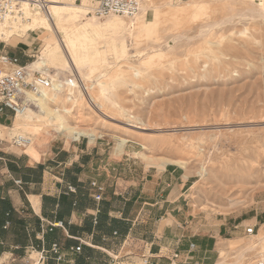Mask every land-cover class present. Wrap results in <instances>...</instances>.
<instances>
[{"label": "rangeland", "instance_id": "rangeland-1", "mask_svg": "<svg viewBox=\"0 0 264 264\" xmlns=\"http://www.w3.org/2000/svg\"><path fill=\"white\" fill-rule=\"evenodd\" d=\"M166 1L154 0L158 16L161 10L169 8ZM172 1L177 7H185L180 0ZM193 1L202 6L195 22L168 18L159 22L151 37L144 33L135 38L127 33V56L106 48L105 42L100 41L90 53V57L95 55L98 60L85 58L86 66L78 74L88 75L92 69L87 78L93 82V95L108 80L107 72L112 73L127 61L140 70V77H135L136 84L125 82L116 86L114 99L121 105L119 111L108 110L106 116L98 107L90 109L85 103L80 114L74 112L73 117L68 116L69 123L92 128L93 136L76 135L67 139L45 125L34 134L24 126L14 125L15 116L8 112V119L3 123L6 127L0 126V147L25 153L27 147L12 144L13 135L21 132L29 135L36 142L34 145L44 144L43 150L53 140L79 138L90 142L97 139L96 142L112 149L121 136L127 139V154L145 165L166 164L157 159L172 156L187 160L192 171L203 167L206 178L191 173L196 184V188L189 190L195 228L215 235L216 242L219 238L225 239L223 246L233 256L235 249L249 239L243 233L245 226L254 224L255 234L259 237L264 234V0ZM76 2L87 9L86 4L91 7L89 0L86 4L83 0ZM152 14L149 9L145 18ZM108 17L97 20L103 22ZM81 20V17L70 20V39H77L82 33L92 37L91 32L79 28ZM41 34L42 31L29 33L24 39L30 43L28 63L37 59L43 50L45 41L40 38ZM18 41L22 38H0V50L7 49L6 42ZM142 50L148 52L142 58L143 63L138 56ZM125 68L121 76L128 77L131 71ZM78 74L77 79L81 81ZM49 75L52 83L53 80H76L68 69L52 70ZM48 91L56 93V103L66 101L65 88L59 92ZM27 107L40 113L32 101ZM127 110L143 124L141 128L129 127ZM138 152L157 162L137 156ZM246 174H249L247 183L239 190L234 184ZM257 174L261 177L255 179ZM234 198L241 203L231 206L230 199ZM218 254L216 243L214 262ZM260 254H264V242L246 252L239 263H235V258H228L227 263L249 264ZM31 258L35 256L29 254L19 262L30 264Z\"/></svg>", "mask_w": 264, "mask_h": 264}, {"label": "crops", "instance_id": "crops-1", "mask_svg": "<svg viewBox=\"0 0 264 264\" xmlns=\"http://www.w3.org/2000/svg\"><path fill=\"white\" fill-rule=\"evenodd\" d=\"M4 45L0 57L28 63L30 43ZM96 140H53L34 156L0 147V264L37 258L52 243L62 258L40 264H109L110 255L120 264H213L216 236L195 228L189 200L195 175L173 163L145 165L126 150L116 155ZM93 180L104 187L100 201Z\"/></svg>", "mask_w": 264, "mask_h": 264}, {"label": "bare ground", "instance_id": "bare-ground-1", "mask_svg": "<svg viewBox=\"0 0 264 264\" xmlns=\"http://www.w3.org/2000/svg\"><path fill=\"white\" fill-rule=\"evenodd\" d=\"M83 1L86 4L87 0ZM16 2L18 5L16 6L17 8L15 7L16 12L7 13L4 19L0 21V38L10 40L12 37H18L22 38V41H24L23 37H25L27 32L35 33L42 31L40 38L45 40L43 50L37 59L27 64L28 68L32 71H39L47 75H49L52 70L59 71L68 69L75 75L76 80L65 79L63 82H56L53 80L52 86L49 88L50 90L54 92H59L62 88L67 90L66 101L59 104L56 103V93H49V89H42L40 94L27 92L26 99L34 102V105L39 107L40 113H36L28 107H23L16 112L14 125L24 126L30 129L34 134L39 133L43 129L42 125H45L46 128H50V130L54 131V134H63L67 139H73L76 135H94L92 128H82L69 123L67 121L68 116L73 117L75 115L74 112L80 114L85 103L90 109L98 107L100 112L106 116L108 110L119 111L121 105L118 103L117 99H114V90L116 86L125 82L136 84L135 77H140V70L130 65L129 61H127L126 64L118 66L112 73L111 71L107 72L106 76L108 80H106L105 84H100L98 86L97 95H93L91 91L93 82L90 78H87V76L89 77V74H91L92 69L90 68L88 75L85 74L84 76H80L78 72H81L82 67L86 66L84 65L86 64V57L87 60L91 58L93 61L98 60L95 55L90 57V53L96 50L100 41L105 42L106 48L110 47L114 49L116 53L127 56V47L125 45V36L127 33L135 38L142 36L144 33L147 37H151L154 30L159 26L160 21L163 22L168 18H172V20L176 22L186 19L188 22L192 23L196 21L197 14L202 8L200 3L193 0H180V2L185 4V7L181 8L177 7L178 5H174L172 0H168L165 3L168 4L169 8L161 10L158 16V9L156 5H154V0H141L139 13L134 18H128L127 20L122 16L111 15L105 21L99 22L95 15L88 14L90 10L89 4H86L88 7L87 9L82 3H77L76 0H16ZM32 2L33 7L30 6ZM149 9L153 11V14L146 19L145 16ZM78 17L82 19L79 23V28L82 31L91 32L92 37H88L84 33L80 34L77 39H70L68 37V32L71 29L70 20ZM44 32L50 33L46 34ZM153 51L155 52L156 50ZM147 53L148 52H144L143 50L138 52V56L141 57V63L145 62L143 56ZM81 62H84L83 65H80ZM125 67L128 68L127 70L131 71L128 77L121 76V70H124ZM77 74L81 78V81L77 79ZM76 91L77 93H75ZM128 110L125 115H127L126 118L131 122L128 124L129 127L132 126L135 129L141 128L143 124L138 121L136 116H132ZM134 120H136L135 123ZM0 126L6 127L4 125ZM14 135L30 138L29 135L22 132ZM119 138L120 139L114 146L116 155L124 152L125 143L127 142L125 137L120 136ZM35 143L36 142L30 138V143L25 146L27 147L25 152H28L31 156L35 155V150H40L44 145L42 143L34 145ZM136 155L153 163L157 162L140 152L136 153ZM157 160L160 163L178 164L183 168L185 172L184 176L193 172L201 176V178H206L207 176L203 167L194 171L190 170L188 161L185 159H178L170 156L161 157ZM248 176L249 174L240 177L234 185L240 190L247 183L246 178ZM259 177H261V175L257 174L255 179ZM192 187L196 188L195 182ZM239 203H241V201H237L236 198L230 199L231 206ZM248 238L247 242L239 245L235 249L236 254L233 256H229V254H227V248L223 246L225 239L219 238L217 241L219 254L214 264L234 263H227L228 258H235V263H239L246 252L254 250L259 243L264 242V234L260 237L258 234H254L248 236ZM240 264L244 263L242 262Z\"/></svg>", "mask_w": 264, "mask_h": 264}, {"label": "built area", "instance_id": "built-area-1", "mask_svg": "<svg viewBox=\"0 0 264 264\" xmlns=\"http://www.w3.org/2000/svg\"><path fill=\"white\" fill-rule=\"evenodd\" d=\"M91 5L89 13L97 18H104L111 15L122 16L125 18H134L140 10L141 0H89ZM16 0H0V21L4 19L7 13L16 12ZM33 7V2L30 5ZM16 7V8H15ZM52 81L49 75L39 71H32L27 64H20L15 56L0 57V114H6L5 109H9L12 114H16L19 109L27 107L31 101L26 99L27 92L40 94L42 89H49ZM30 143V138L26 136L14 135L12 144L24 148ZM16 183H20L19 180ZM90 185L96 189L93 199L100 201L104 187L102 184L93 180ZM73 191L72 186L67 187ZM95 222V219H94ZM53 226H62V221L48 222V228ZM236 227V226H235ZM245 236L255 234V225H247L243 228ZM193 244H191V247ZM80 244L71 247L73 251H79ZM31 249H34L31 247ZM50 254H53L56 260L62 258L60 246L52 243L49 248H40L37 250V258L31 264L43 263ZM109 264H120L118 255L109 256ZM249 264H264V254L258 255Z\"/></svg>", "mask_w": 264, "mask_h": 264}, {"label": "trees", "instance_id": "trees-1", "mask_svg": "<svg viewBox=\"0 0 264 264\" xmlns=\"http://www.w3.org/2000/svg\"><path fill=\"white\" fill-rule=\"evenodd\" d=\"M51 229H52V227H51ZM42 248V247H41ZM40 249V248H39ZM51 256V255H50ZM54 257V256H53ZM55 258V257H54Z\"/></svg>", "mask_w": 264, "mask_h": 264}]
</instances>
